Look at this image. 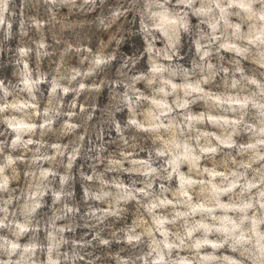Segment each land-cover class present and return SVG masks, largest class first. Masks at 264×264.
I'll return each instance as SVG.
<instances>
[{"label": "clouds", "instance_id": "9594fccd", "mask_svg": "<svg viewBox=\"0 0 264 264\" xmlns=\"http://www.w3.org/2000/svg\"><path fill=\"white\" fill-rule=\"evenodd\" d=\"M0 264H264V0H0Z\"/></svg>", "mask_w": 264, "mask_h": 264}]
</instances>
